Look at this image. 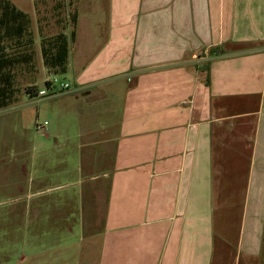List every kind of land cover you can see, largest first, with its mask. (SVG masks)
I'll return each instance as SVG.
<instances>
[{"label":"crops","instance_id":"1","mask_svg":"<svg viewBox=\"0 0 264 264\" xmlns=\"http://www.w3.org/2000/svg\"><path fill=\"white\" fill-rule=\"evenodd\" d=\"M81 3L62 94L84 105L82 202L39 199L57 186L23 126L53 98L0 110V264H264V0ZM39 69L55 76L40 50ZM46 213L55 232L80 218L79 247L42 233Z\"/></svg>","mask_w":264,"mask_h":264},{"label":"trees","instance_id":"2","mask_svg":"<svg viewBox=\"0 0 264 264\" xmlns=\"http://www.w3.org/2000/svg\"><path fill=\"white\" fill-rule=\"evenodd\" d=\"M80 2L34 0L35 24L31 14L12 0H0V110L20 103L24 94L39 96V50L51 74L68 73L71 45L77 39ZM209 52L222 55L225 49L214 47ZM44 85L51 84L47 81Z\"/></svg>","mask_w":264,"mask_h":264},{"label":"rangeland","instance_id":"3","mask_svg":"<svg viewBox=\"0 0 264 264\" xmlns=\"http://www.w3.org/2000/svg\"><path fill=\"white\" fill-rule=\"evenodd\" d=\"M81 4L82 3L80 2V16L82 15L81 8L84 10ZM87 15L88 11H85L81 22V27H84L85 29L92 23H88L89 21L87 19ZM94 19L95 18H92V20ZM99 19L102 23H105V14H101ZM96 24L97 23L94 22L92 25ZM72 49L73 44L71 45V50ZM67 74L53 76L52 79L53 81L56 80V82L52 86H45L44 83L40 84L41 90H47L49 94L54 95L52 97H47L53 98V100L42 103L41 115L38 118V121H36L35 118H32V121L28 124V126L25 125L23 127L25 129V136L27 139L26 143L28 145H31L32 147L34 145L33 142L35 139L36 146L38 147V144L41 141L40 150L42 154V168L40 174L43 178V182L45 181L46 184L52 185L53 187L57 186V188H54L53 191L44 193L39 199L41 201L73 200L77 203H80L82 202L83 188L82 186L78 185L77 182L83 178L79 169L82 163V146L84 143L78 134L80 133V130L85 122L80 115L84 105L81 107L83 101L78 100L74 95L68 96L62 94L73 90L75 87L73 76L71 74ZM62 83H68L70 87L68 89H62ZM24 103H30L32 109L36 108V106H40V104H38L35 99H31V97H29L27 94H24L22 96L21 102L14 105L13 107L23 105ZM51 103L52 108H50ZM84 104L86 103L84 102ZM20 110L18 109L15 112L18 114V111ZM44 121H47L48 124L43 130L37 131V123L43 124ZM19 125L20 123H15L14 125L11 124L8 128L9 133L7 134L10 135V138L8 139L10 158L14 157L22 146L16 137L21 131V127ZM44 131H46V133H50L51 136L53 135L52 138L46 140V137L43 134L38 133H44ZM45 159H47V163ZM9 165L12 167V164ZM44 210L46 209H43V212ZM47 210L49 211V209ZM2 211H5V209L0 207V232L3 227L1 221ZM47 213L45 214V218H43L41 227L43 234H50L56 231L54 230V222L50 219ZM61 222L62 226L59 225L58 231L55 233L61 235L64 242H71L72 244L70 247L73 249L79 247L84 233V228L80 222V218H75V221L73 224H71V228L64 223L65 221ZM44 242L45 240H43V244H48L50 241L48 240L45 243Z\"/></svg>","mask_w":264,"mask_h":264},{"label":"built area","instance_id":"4","mask_svg":"<svg viewBox=\"0 0 264 264\" xmlns=\"http://www.w3.org/2000/svg\"><path fill=\"white\" fill-rule=\"evenodd\" d=\"M48 81H49L50 84H51L50 86H52V85L56 82V80L53 81V79H50V80H48ZM69 87H70V86H69L68 83H62V84H61V88H62V89H68ZM52 96H54V95L49 94L47 90H44V89H43V90H41V91L39 92V96H38V97H52ZM47 124H48L47 121H46L44 124L37 123V125H36L37 130H43Z\"/></svg>","mask_w":264,"mask_h":264}]
</instances>
